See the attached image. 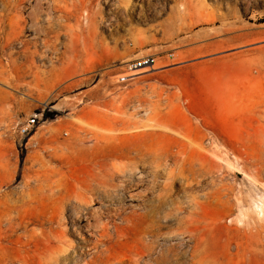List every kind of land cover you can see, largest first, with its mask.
<instances>
[{"label":"rangeland","instance_id":"rangeland-1","mask_svg":"<svg viewBox=\"0 0 264 264\" xmlns=\"http://www.w3.org/2000/svg\"><path fill=\"white\" fill-rule=\"evenodd\" d=\"M36 1L0 0V14L28 18ZM121 2L88 1L90 48L71 49L66 30L48 48L27 25L22 40L40 51L28 60L0 31V65L13 51L31 66L0 77V264H254L227 236L264 202V0ZM149 54L154 68L118 81ZM124 126L131 157L115 161L131 170L79 196Z\"/></svg>","mask_w":264,"mask_h":264},{"label":"bare ground","instance_id":"bare-ground-1","mask_svg":"<svg viewBox=\"0 0 264 264\" xmlns=\"http://www.w3.org/2000/svg\"><path fill=\"white\" fill-rule=\"evenodd\" d=\"M25 1L26 0H19L18 5L24 3ZM43 1H47V6L49 9V12L47 13L46 16H44L45 11L43 8ZM88 1L89 0H81L80 5H76V9L78 8V10L75 12L69 8V6L67 4V0H37L36 3L33 5V7L32 8L30 7L31 10L29 12L28 18H26L23 15L22 11H18L17 13L11 14V15H10V13L0 14V31L5 30V28L7 29V27H9V32H8L9 38H8V40L9 41L20 40V43L23 46L24 58L27 57L28 60H29V58H31V59L35 58L36 55H38L40 53V51L38 49H32L31 48V41L30 40H28V39L22 40V37L24 36V34L26 32L27 25L30 27V29L33 30L34 35L37 38H42V41L47 45L46 47H48V48L55 46L56 43L52 40L53 37H56L58 39L60 34L64 30H66L67 33L71 37L69 39V44H70L69 47H71V49H73L77 45L84 46V48L93 47L97 43L96 40L98 37V23H97V19L94 16L92 9L90 8V6L88 4ZM121 1H123V2H121L120 4H121V6H123L125 4L124 3L125 0H121ZM9 6H10V4H9ZM55 11H58V12L60 11V12L58 15H55L54 14ZM83 11H86L88 14L89 21L87 23V26L82 25L81 17L78 14V12H80L81 15H83V13H82ZM74 16L77 17V20H76V23L73 25V24L69 23V21ZM5 43H7V42H5ZM21 54L22 53H20V52H13V51H12V53H10L9 64H11V68L10 67L9 68L3 67L2 65H0V77H3V76H5L6 73L10 72V73H15L17 75V79L19 81L24 80V78L27 76V74L31 71V66L28 65L27 63H26L27 66H24V65L22 66L21 64H18V59H19ZM30 61H32V60H30ZM91 68H92L91 65H89L87 68H81L80 70L77 69V71L83 72V71H87ZM73 74H75V73H73ZM0 98L2 99V97H0ZM2 111L0 108V114L4 113ZM3 118L4 117L1 115L0 119L2 120ZM133 123H135V122H133ZM126 128L127 127L124 126V127L119 129L120 132H118V134L115 133L114 135H109L108 137L104 138L105 145H104V147H102L104 150V153L102 156H100L98 158L96 157L95 160L93 161L94 163L91 166L92 178L85 180L83 182V184L81 186V191L78 192V193H80L79 196L81 194H84V193L90 191V190L98 191L100 189L101 190H103V189L109 190V189L114 188V187L117 188L118 185H116L115 182H113L114 177L116 175H121L122 173H127L129 170H131L129 167V164L123 163L125 165H120L119 163H117V161H115L119 157H131V155H130L131 150H129V147H128V149H126V148L122 147V145L117 144L118 141H120L123 138L122 134L125 133V131L127 130ZM156 132H154L155 136L157 135L159 137H163V136L170 137L168 134L156 133ZM159 132H161V131H159ZM130 133H131V131H130ZM144 133H146V131ZM144 133H143V135H144ZM126 135H130V134H126ZM128 137L130 138V136H128ZM128 137H126V139ZM167 137H166V139H167ZM135 138H136V133H135ZM137 141H138V138H137ZM159 141H161V139ZM162 142H163V140H162ZM77 144H78V142H77ZM125 144H126V142H125ZM125 144L123 143V146H126ZM136 144H138V143H136ZM146 144H147V142H146ZM143 147L146 148V146H144V145H143ZM78 150H79V147H78ZM140 150H142V149H140ZM151 150H153V149H151ZM154 152H156V151H154ZM82 157L84 158L83 155H82ZM143 158H144V156H143ZM152 160H153V158H152ZM77 207L79 208V206H77ZM252 207H253L251 209L252 211L250 210L251 212L248 213L249 218L247 220H246V218L240 219V224H243L245 222V227L244 228L237 227L236 232L233 234L228 233L227 238H228L230 244H232V241H235L237 246L244 248L245 252H247L250 255V259L254 264H264V202H262V201L256 202L253 204ZM87 208H89V207H87ZM86 212H87V214H89L88 211H86ZM94 212H97V211H94ZM94 212H93V214H94ZM99 212H97V213H99ZM103 214H104V212H103ZM100 216L102 217V214ZM108 220H109V218H108ZM92 224H93V222H92ZM107 226H109V225H107ZM90 227H91V225H90ZM74 228H76V227H74ZM103 230H104V228H103ZM98 231L99 230H97V232ZM94 249H95V247H94Z\"/></svg>","mask_w":264,"mask_h":264},{"label":"built area","instance_id":"built-area-1","mask_svg":"<svg viewBox=\"0 0 264 264\" xmlns=\"http://www.w3.org/2000/svg\"><path fill=\"white\" fill-rule=\"evenodd\" d=\"M157 61V56L154 54L146 55L142 58H137L134 60H131L127 64V71L129 75L122 76L118 81L123 82L126 79L132 78L134 76H138L142 74L143 72H147L148 69L154 68ZM37 124V116H32L28 118L23 124L19 125L18 132L20 133V136H26L29 135Z\"/></svg>","mask_w":264,"mask_h":264}]
</instances>
